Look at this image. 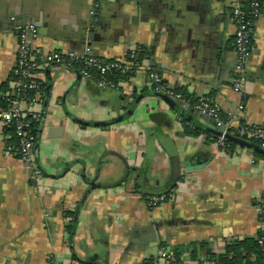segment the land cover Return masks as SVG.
Listing matches in <instances>:
<instances>
[{"label": "crops", "instance_id": "obj_1", "mask_svg": "<svg viewBox=\"0 0 264 264\" xmlns=\"http://www.w3.org/2000/svg\"><path fill=\"white\" fill-rule=\"evenodd\" d=\"M2 1L1 97L14 94L20 22L40 23L35 50L122 60L139 45L142 67L119 79L116 89L98 87L72 66L54 63L43 70L50 88L33 154L38 175L8 152L15 136L0 123V264H50L51 256L64 264H139L163 246L176 251L204 241L222 253L228 242L257 235L264 226L258 217L264 156L257 155L263 153L237 143L230 151L221 147L203 128L216 129L214 122L193 104L205 95L226 110L243 103L238 122L264 125V0L251 26L243 94L232 85L233 0ZM89 15L97 22L92 38L81 41ZM152 71L186 97L176 100L183 102V115L147 95L114 122L136 95L153 90ZM159 110L171 124L149 117ZM176 161L180 173L172 183ZM167 191L172 198L146 204V195ZM204 252L194 260L209 259Z\"/></svg>", "mask_w": 264, "mask_h": 264}, {"label": "built area", "instance_id": "obj_2", "mask_svg": "<svg viewBox=\"0 0 264 264\" xmlns=\"http://www.w3.org/2000/svg\"><path fill=\"white\" fill-rule=\"evenodd\" d=\"M261 3L262 0H233L231 3V19L235 26L233 48L237 54L232 85L233 90L240 94H243L247 81L246 61L250 48L251 26L260 15ZM15 31L17 47L12 71L14 94L6 96V104H0V123L10 125L15 136V142L9 146L8 152L19 161L33 165L34 175H38L39 170L33 160L37 140L33 124L41 118V106L45 99L43 89L45 79L41 76L43 70L52 63L72 66L82 77L93 80L98 87L116 89L119 80L113 79V75L129 77L141 69L142 48L139 45L132 46L122 60L64 49L41 52L33 48V42L38 36L35 23L20 22L16 25ZM149 76L153 90L165 93L175 100H186L182 93L170 89L155 71L150 72ZM193 107L198 113L214 121L216 129L220 132L216 136V141L221 147L225 148L226 138L231 135L253 142L264 149V125L241 123L237 120L239 111L243 109V103H239L235 109L226 110L211 96L205 95L199 97ZM172 196L171 191L148 194L145 196V201L149 207H153ZM257 242L263 255L259 264H264V237H259ZM49 263L64 264L54 256L50 257ZM139 264L215 263L212 259L199 261L185 256L177 259L172 248L160 247L154 258L142 259Z\"/></svg>", "mask_w": 264, "mask_h": 264}, {"label": "trees", "instance_id": "obj_3", "mask_svg": "<svg viewBox=\"0 0 264 264\" xmlns=\"http://www.w3.org/2000/svg\"><path fill=\"white\" fill-rule=\"evenodd\" d=\"M141 58H142V50H141ZM127 76L113 75L112 78L115 80H119L121 78H126ZM1 87V86H0ZM50 85L47 81L43 83V89L45 91V97L49 91ZM6 96H0V104H6L5 101ZM40 121V120H39ZM39 121L33 124L35 134L38 135V125ZM236 145V142L230 138H226V146L225 149L231 150L232 147ZM260 156H264L263 154H257ZM261 213H259V220L264 222V196L261 203ZM70 225V224H69ZM259 237H264V227L260 229L255 237H245L243 239H237L228 242L225 245V249L222 253H213L210 248L207 246L204 241H194L190 242L183 247L179 246L176 248L175 256L177 259H180L182 256L183 250L188 249L190 253V258L194 259L198 257V253L202 250L205 251L207 257L209 259L214 260L215 264H259L263 255L261 248L257 242ZM179 249V250H177ZM182 249V250H180ZM184 252V251H183ZM250 255H253L252 261L250 260Z\"/></svg>", "mask_w": 264, "mask_h": 264}, {"label": "water", "instance_id": "obj_4", "mask_svg": "<svg viewBox=\"0 0 264 264\" xmlns=\"http://www.w3.org/2000/svg\"><path fill=\"white\" fill-rule=\"evenodd\" d=\"M6 2L7 1H5V0L2 1V3H6ZM28 17L31 18V15H28ZM96 22H97V20H95L92 15H89L88 19L87 18L83 19V21L81 23V26H80V33L81 34L79 35L81 41H84L87 36H88V38H92V33L89 32V30L90 31L92 30V25L95 24ZM35 24H36V26H40V23H35ZM52 64H54V63H52ZM52 64H50V65H52ZM147 95H154V96L159 97L161 100H163L168 105L169 111L170 110L171 111H175L178 114L183 115V109L181 108V105L183 104L182 101L178 102L175 99H173L172 97L166 95L165 93H162V92H159V91H155V90H149V91L142 92V93L136 95V97L131 102L130 107L126 111L125 115L119 116L118 118L114 119L113 121L114 122L121 121L125 116H128L129 114H131V112L133 111L135 105L143 97H145ZM149 117L155 123H157L159 125H161L163 123H165L166 125L171 124V120L167 119V115H166L165 111H163V110L153 111L152 113L149 114ZM79 121H81V120H79ZM81 122H83L85 124H93L95 126H102V125H105V124L108 123L107 121L106 122L105 121L92 122V123L87 122V121H81ZM203 128L206 131H208V132H210L212 134H215V135H219L220 134L218 129H213V128H210V127H203ZM227 137L232 139V140H234L240 146H243V147H246L248 149H251L252 151L257 152V153H264V149L261 148L260 146H258L257 144L253 143V142H250L248 140H245V139H242V138H239V137H234V136H231V135H228ZM179 173H180V165L176 161L175 164H174V167H173L172 175H171V179H172L171 182L172 183H175L177 181ZM90 185L93 187L94 183L90 182Z\"/></svg>", "mask_w": 264, "mask_h": 264}, {"label": "rangeland", "instance_id": "obj_5", "mask_svg": "<svg viewBox=\"0 0 264 264\" xmlns=\"http://www.w3.org/2000/svg\"><path fill=\"white\" fill-rule=\"evenodd\" d=\"M164 248L167 247V246H163Z\"/></svg>", "mask_w": 264, "mask_h": 264}]
</instances>
